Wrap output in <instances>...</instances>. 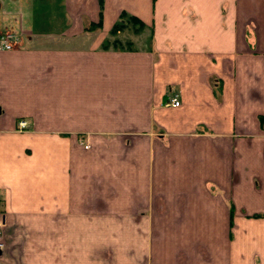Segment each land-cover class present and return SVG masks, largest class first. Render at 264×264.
I'll use <instances>...</instances> for the list:
<instances>
[{
    "label": "crops",
    "instance_id": "1",
    "mask_svg": "<svg viewBox=\"0 0 264 264\" xmlns=\"http://www.w3.org/2000/svg\"><path fill=\"white\" fill-rule=\"evenodd\" d=\"M7 32L1 264H264V0H0Z\"/></svg>",
    "mask_w": 264,
    "mask_h": 264
},
{
    "label": "built area",
    "instance_id": "2",
    "mask_svg": "<svg viewBox=\"0 0 264 264\" xmlns=\"http://www.w3.org/2000/svg\"><path fill=\"white\" fill-rule=\"evenodd\" d=\"M20 43L19 38L14 33H4L0 36V51L13 50ZM168 106L178 107L181 105V101L178 96L173 97L167 103ZM28 128V123L26 120H21L19 122V129L24 130ZM89 148V145H86ZM7 214L4 210L0 209V251L3 252L6 248V228H7ZM1 264V263H0Z\"/></svg>",
    "mask_w": 264,
    "mask_h": 264
},
{
    "label": "rangeland",
    "instance_id": "3",
    "mask_svg": "<svg viewBox=\"0 0 264 264\" xmlns=\"http://www.w3.org/2000/svg\"><path fill=\"white\" fill-rule=\"evenodd\" d=\"M124 20L126 21L127 24L125 25L124 29H122L123 30V33L121 34L122 41L120 40L116 42L117 47H128L129 44L127 43V41L135 37L134 34L135 30L137 31L138 28H141L140 25L137 24V22L131 20L129 16L124 17ZM87 141L88 139H86L85 142L88 143Z\"/></svg>",
    "mask_w": 264,
    "mask_h": 264
},
{
    "label": "trees",
    "instance_id": "4",
    "mask_svg": "<svg viewBox=\"0 0 264 264\" xmlns=\"http://www.w3.org/2000/svg\"><path fill=\"white\" fill-rule=\"evenodd\" d=\"M122 16L126 17L125 14H122ZM124 17H123V18H124ZM130 19L133 20V21H135V22H137V24H139L140 27L143 26V23H141V21L138 20L136 17H130ZM126 24H127L126 21H125V22H119V23H117V24L114 26V29H113L114 32H118V31L124 29V27H125Z\"/></svg>",
    "mask_w": 264,
    "mask_h": 264
},
{
    "label": "water",
    "instance_id": "5",
    "mask_svg": "<svg viewBox=\"0 0 264 264\" xmlns=\"http://www.w3.org/2000/svg\"><path fill=\"white\" fill-rule=\"evenodd\" d=\"M2 252L0 251V254H1Z\"/></svg>",
    "mask_w": 264,
    "mask_h": 264
}]
</instances>
